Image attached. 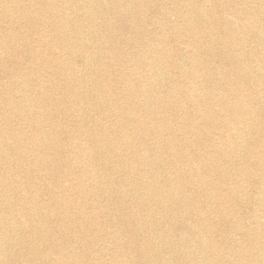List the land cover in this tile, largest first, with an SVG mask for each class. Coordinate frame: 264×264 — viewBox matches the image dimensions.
Instances as JSON below:
<instances>
[{
    "label": "bare ground",
    "instance_id": "obj_1",
    "mask_svg": "<svg viewBox=\"0 0 264 264\" xmlns=\"http://www.w3.org/2000/svg\"><path fill=\"white\" fill-rule=\"evenodd\" d=\"M214 1L0 0V264H264V0Z\"/></svg>",
    "mask_w": 264,
    "mask_h": 264
},
{
    "label": "rangeland",
    "instance_id": "obj_2",
    "mask_svg": "<svg viewBox=\"0 0 264 264\" xmlns=\"http://www.w3.org/2000/svg\"><path fill=\"white\" fill-rule=\"evenodd\" d=\"M239 6V1L238 0H230L229 2H228V4H221V5H219L218 4V2H213V5H212V8H216L217 10H218V12L219 13H221L222 11H224L225 12V10L227 9V8H233L234 6ZM111 15V14H110ZM109 15V17H111ZM150 15L153 17V21L151 20V22H150V24H149V26L151 27V28H153V29H155L156 28V25L155 24H153L154 23V19H156V15H157V17H162L160 14H157V13H154V11H151L150 12ZM167 20H168V22L170 23V24H177V25H179L180 24V22H181V20L177 17V15L172 11L170 14H168L167 15ZM219 28V29H218ZM218 28H215V31L216 32H218V33H221L222 32V30H223V26L222 25H218ZM222 29V30H221ZM139 31H140V33H141V35H139V34H132L131 32H129V31H127V29L125 30V29H120V28H118V29H115L114 30V32H113V34L115 33L116 35H118V36H120V38H121V41H122V46L124 47V49L128 52V51H130V50H139V46L138 45H127V43L129 42V41H133V38L135 39L137 36H140V37H143L144 35H143V33L141 32V30L140 29H138ZM219 30V31H218ZM128 38V39H127ZM169 39H170V44L172 45V46H174L175 48H180V47H182L183 46V44H182V41L185 39H182V38H179V37H175L174 35H172V34H170L169 35ZM144 40H146L147 42H149V44H151V46L153 45V43L154 42H152V40L150 41V40H148V36H145V38H144ZM251 44V43H250ZM132 46V47H131ZM128 48V49H127ZM179 51V50H178ZM214 59H216V60H218V57L216 56ZM0 71L2 72V70H1V68H0ZM4 76V75H3ZM2 75H1V77H0V79L2 80V82L6 85L7 83L6 82H8V77H3ZM12 95H14V96H16L15 94H14V91H12ZM62 141H65V139H63L62 138ZM245 207V206H244ZM242 208V211H246L247 210V208L245 207V208H243V207H241ZM222 223H223V221H222ZM219 224V226H223V224ZM223 229H220L218 232H221ZM223 234V233H222Z\"/></svg>",
    "mask_w": 264,
    "mask_h": 264
}]
</instances>
